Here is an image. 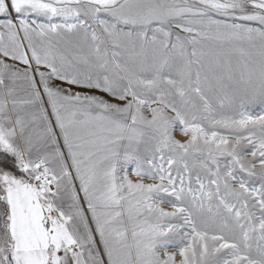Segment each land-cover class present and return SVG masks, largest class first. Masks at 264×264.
<instances>
[{
  "label": "snow or ice",
  "instance_id": "6c2138e0",
  "mask_svg": "<svg viewBox=\"0 0 264 264\" xmlns=\"http://www.w3.org/2000/svg\"><path fill=\"white\" fill-rule=\"evenodd\" d=\"M0 264H264V0H0Z\"/></svg>",
  "mask_w": 264,
  "mask_h": 264
}]
</instances>
